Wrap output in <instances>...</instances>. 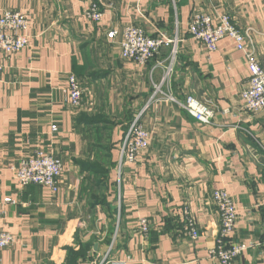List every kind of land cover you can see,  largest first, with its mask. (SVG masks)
Instances as JSON below:
<instances>
[{"label":"crops","instance_id":"crops-1","mask_svg":"<svg viewBox=\"0 0 264 264\" xmlns=\"http://www.w3.org/2000/svg\"><path fill=\"white\" fill-rule=\"evenodd\" d=\"M93 5L98 23L87 18ZM6 10L30 26L29 48L0 55V230L18 238L0 250V264H73L68 249L89 241L90 264L109 252L106 264H220L210 258L221 240L218 190L237 207L227 243L248 247L235 264H264V111L244 109L250 73L235 43L211 53L189 30L195 13L228 15L264 68V0H0V16ZM128 25L179 39L167 81L169 48L145 66L122 59L108 39ZM71 75L84 90L80 109L68 102ZM188 97L213 110L210 124L182 108ZM137 118L151 142L124 167L118 203L120 150ZM38 150L63 163L56 196L16 181L14 170Z\"/></svg>","mask_w":264,"mask_h":264},{"label":"built area","instance_id":"built-area-1","mask_svg":"<svg viewBox=\"0 0 264 264\" xmlns=\"http://www.w3.org/2000/svg\"><path fill=\"white\" fill-rule=\"evenodd\" d=\"M87 18L95 23L101 21L102 12L97 5H93L87 13ZM29 21L27 17L18 11L6 10L0 16V55L10 58L20 54L29 48ZM156 30V29H155ZM191 39L202 45L208 52L214 53L218 45L225 39H230L235 43L236 49L243 52L248 63L250 80L248 88L242 94L244 109L257 114L264 111V68L256 59L253 48L246 45L249 39L247 31H240L233 24L232 19L226 15L211 17L201 13H195L190 22ZM156 36H149L146 31L135 25H128L122 29L113 30L108 34V39L113 43H118L121 50V57L125 61L147 65L158 57L163 49H170V55L165 67L163 81H167L173 73L177 59V48L180 43L177 37L169 38L166 34L156 30ZM4 66L0 64V75ZM160 88H156V93H160ZM69 104L80 109L83 103L84 90L78 79L71 75L68 78V88L66 90ZM170 101L176 102L171 96ZM194 119L204 124H210L214 112L203 103L193 97H188L184 103H180ZM56 132V127H52ZM151 142L150 133L140 124L139 118L132 123L123 145L120 150L118 161V203L121 199V175L125 166H134L139 157L147 150ZM16 181L21 188L38 186L47 189L52 196H56L60 190V181L65 173L63 163L51 154L38 150L28 160L21 163L15 170ZM213 202L221 220V240L216 247L210 251V258L220 264H235L248 247L245 244L229 245L228 239L233 235L237 223V207L232 197L225 190H218L213 193ZM5 203H14L7 199ZM188 214L186 213V216ZM188 219V218H187ZM143 235L150 233L147 220L140 222ZM188 236L197 241L201 234L190 221L187 223ZM18 244V238L0 230V250L11 249ZM110 252L105 254L104 260L100 263H108ZM111 264H126L113 262Z\"/></svg>","mask_w":264,"mask_h":264},{"label":"trees","instance_id":"trees-1","mask_svg":"<svg viewBox=\"0 0 264 264\" xmlns=\"http://www.w3.org/2000/svg\"><path fill=\"white\" fill-rule=\"evenodd\" d=\"M94 244L95 241H89L88 243L79 242V248L77 251L74 248L68 249L69 263L70 261H72L73 264H90L93 262V259L90 258L89 253L93 250Z\"/></svg>","mask_w":264,"mask_h":264},{"label":"rangeland","instance_id":"rangeland-1","mask_svg":"<svg viewBox=\"0 0 264 264\" xmlns=\"http://www.w3.org/2000/svg\"><path fill=\"white\" fill-rule=\"evenodd\" d=\"M135 120H136V119H135ZM135 120H134V121H135ZM134 121H133V123H134ZM131 125H132V124H131ZM130 127H131V126H130ZM129 129H130V128H129ZM128 131H129V130H128ZM116 192H117V196H118V190H117ZM104 256H105V255H104ZM103 258H104V257H103ZM103 260H104V259H100L99 262H100V261H103ZM97 263H98V262H97Z\"/></svg>","mask_w":264,"mask_h":264}]
</instances>
